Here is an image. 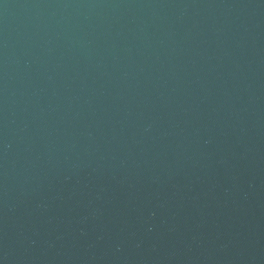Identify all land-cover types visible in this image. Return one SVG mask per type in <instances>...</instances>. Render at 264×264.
<instances>
[{"label": "water", "instance_id": "95a60500", "mask_svg": "<svg viewBox=\"0 0 264 264\" xmlns=\"http://www.w3.org/2000/svg\"><path fill=\"white\" fill-rule=\"evenodd\" d=\"M0 264H264V0H0Z\"/></svg>", "mask_w": 264, "mask_h": 264}]
</instances>
